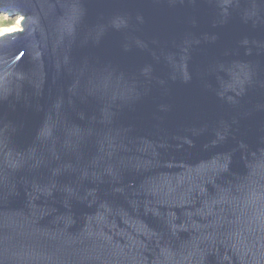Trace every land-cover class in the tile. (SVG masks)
<instances>
[{"label": "water", "instance_id": "1", "mask_svg": "<svg viewBox=\"0 0 264 264\" xmlns=\"http://www.w3.org/2000/svg\"><path fill=\"white\" fill-rule=\"evenodd\" d=\"M0 14V264H264V0Z\"/></svg>", "mask_w": 264, "mask_h": 264}, {"label": "rangeland", "instance_id": "2", "mask_svg": "<svg viewBox=\"0 0 264 264\" xmlns=\"http://www.w3.org/2000/svg\"><path fill=\"white\" fill-rule=\"evenodd\" d=\"M22 17H10L6 14H0V34L13 29L21 28Z\"/></svg>", "mask_w": 264, "mask_h": 264}, {"label": "bare ground", "instance_id": "3", "mask_svg": "<svg viewBox=\"0 0 264 264\" xmlns=\"http://www.w3.org/2000/svg\"><path fill=\"white\" fill-rule=\"evenodd\" d=\"M21 20V19H20Z\"/></svg>", "mask_w": 264, "mask_h": 264}]
</instances>
